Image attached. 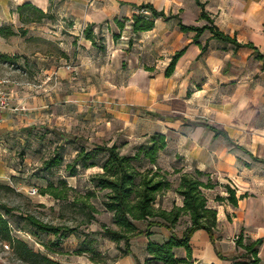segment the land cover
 <instances>
[{
    "label": "crops",
    "instance_id": "obj_1",
    "mask_svg": "<svg viewBox=\"0 0 264 264\" xmlns=\"http://www.w3.org/2000/svg\"><path fill=\"white\" fill-rule=\"evenodd\" d=\"M198 2L0 0V27L11 26L17 33L23 27L25 38L54 42L59 50L56 56L44 52L28 56L32 60L40 56L37 64L45 93L34 96L6 88L13 109L2 114L0 152L1 141L12 130H25L28 138L39 126L70 127L78 124L82 109L91 107L119 121L129 139L161 134L167 143L161 157L166 153L182 168L210 174L219 183L214 190L204 191L208 207L217 211L215 245L207 232H195L191 239L195 264H232L228 259L242 253L234 240L241 233L245 241L263 240L259 257L264 264V0ZM24 4L54 19L22 25L16 10ZM142 4L173 18H158L153 30L138 34L128 26L131 43L126 47L114 39L121 34L115 20H131L142 13L136 9ZM203 12L209 20L202 18ZM180 22L198 28L213 25L248 46L237 48L214 39L208 30L197 36L183 31ZM91 26L103 39L105 51L98 48V40L95 47L84 37ZM5 40L0 37V42ZM180 51L184 53L173 73L166 76L172 57ZM53 74L55 88L45 80ZM209 127L220 134L216 136ZM2 169L0 179H4ZM178 185L179 180L174 188ZM226 185L235 190L238 207L227 201ZM171 193L172 200L167 198ZM217 196L224 201H216ZM183 205V198L173 190L162 195L156 207L169 211ZM155 229L166 228L151 229L141 256L134 253L141 263L150 258L149 240L159 244L167 240L156 241ZM135 257L121 264H137Z\"/></svg>",
    "mask_w": 264,
    "mask_h": 264
},
{
    "label": "rangeland",
    "instance_id": "obj_2",
    "mask_svg": "<svg viewBox=\"0 0 264 264\" xmlns=\"http://www.w3.org/2000/svg\"><path fill=\"white\" fill-rule=\"evenodd\" d=\"M130 25L125 22L124 30L117 34L119 42L126 47L131 39V30L127 28ZM96 40L102 44L101 36H96ZM34 52L56 56L59 50L54 42L28 39L25 35L0 42V53L10 56L15 54L12 57H17L13 65L0 61V79L8 81L6 88L9 91L34 96L45 93L37 64L40 56L34 60L28 57ZM48 85L55 88L56 82L52 80ZM79 118L78 124L70 127L61 125L46 130L39 126L40 129L29 134L28 138L25 130L17 128L6 134L1 141L0 159L3 166L0 169L3 167L5 173L4 179H0V201L13 209V212L10 215L1 212L8 222L12 239H4L0 234V264H121L127 258L135 257L134 253L140 256L143 253L146 236L132 239L133 254L125 256L122 253L124 242H115L103 234L105 227L115 229L113 214L102 205L104 192L94 187L91 178L103 172L102 164L107 160V153L96 152V146L116 144L120 154L133 156L142 145L147 144L149 138L129 139L119 121L113 119V116H104L102 112L94 111L92 107L90 110L82 109ZM2 133L3 129L0 128ZM81 151L93 152L92 156L85 159L87 168L77 166V174L69 176L67 165L73 163ZM57 152H63V164L46 171L44 162ZM163 154L164 157L159 155L157 165L169 173V179L176 185L180 175L174 171L182 169L181 164L172 162L166 153ZM92 163L96 166L91 167ZM142 165L145 168L148 162L144 161ZM61 181L66 182V186ZM50 185L64 192L66 199L57 200L49 193H44L43 190ZM33 189L37 190V194H31ZM169 197L172 200L174 195L171 193ZM91 204L97 212L93 213L95 219L89 222ZM26 216L36 217L55 226H68L74 228L75 232L62 239L39 231L24 219ZM189 224V218L184 217L174 226V231L180 235ZM145 226L146 223L140 224L141 228ZM155 231L157 233L153 238L156 241L161 242L170 236L166 229ZM176 255L185 258L186 252L183 249L177 250Z\"/></svg>",
    "mask_w": 264,
    "mask_h": 264
},
{
    "label": "trees",
    "instance_id": "obj_3",
    "mask_svg": "<svg viewBox=\"0 0 264 264\" xmlns=\"http://www.w3.org/2000/svg\"><path fill=\"white\" fill-rule=\"evenodd\" d=\"M198 2V0H197ZM199 6L204 7L198 2ZM136 9L143 13L149 11L150 16L135 15L131 20L119 21L115 20V24L120 31L125 28V22L131 23L133 33H143L151 31L155 28V20L163 18L170 20L173 17L166 15L164 11H158L151 4H142L136 6ZM19 15V21L22 25H30L39 23L43 20H53L54 17L49 13H44L40 9L31 4L19 6L16 10ZM202 18L209 20L203 12ZM183 31L197 32V36L205 31H210L214 39L221 40L226 43L234 44L237 48L248 46L242 45L222 32L216 27L203 26L201 28L185 26L179 23ZM26 30L21 27L17 33L11 26L0 27V37L8 39L17 35H26ZM84 37L92 42V45L97 47L96 35L93 27H88L84 31ZM114 39H119V35H114ZM131 43V41L129 42ZM98 48L105 51L106 47L100 44ZM184 51L177 52L171 59L166 70V76H171L175 69V65ZM17 57H12L8 54L0 53V61L7 64H12ZM218 136L220 133L213 127H209ZM167 147L166 137L161 134H155L149 137L146 145H142L138 152L133 156H125L120 154L116 144L112 146L98 145L95 151L99 153H107V160L102 164L103 172L92 176L91 181L94 187L99 191L104 192L102 205L107 212L113 214L114 228L105 227L103 234L110 237L115 242H124L125 248L122 253L125 256L132 255L131 240L137 237L146 236L150 238L152 235L151 229L155 226L166 228L171 235L162 244L149 240L147 244V253L150 256L145 263H141L136 257L137 264H193V250L191 239L195 232L203 230L207 232L213 245H215V235L218 227L217 211L208 207V200L204 194L205 190H214L219 186L218 181L213 180L210 174L201 172L197 169H175L174 173L180 175L179 185L175 189L172 181L169 179V173L158 167L157 162L161 152ZM91 153L79 152L73 163L67 165L69 176L77 174V166L87 168L85 159L92 156ZM144 161L148 162V166L143 168ZM64 162L63 152H57L52 157L44 162L46 171L62 165ZM135 163H139L137 166ZM96 164L92 163L91 167ZM63 186L66 182L61 181ZM224 188L227 191V201L234 207H238L239 198L235 190L226 185ZM175 191L183 198V207L174 206L167 211L162 208H157V200L166 192ZM44 193H49L57 200L66 199L64 192L60 191L54 185H50L43 190ZM216 201L222 202L224 199L217 196ZM91 217L89 222H92L95 217L93 213L97 212L94 205L91 204ZM1 212L10 215L13 209L8 208L0 201V234L4 239L10 240V229L8 222L2 217ZM189 218V225L179 235L174 231V226L177 225L183 217ZM24 219L33 227L41 232L53 234L55 236L66 238L75 232L74 228L68 226H55L44 223L33 216H26ZM160 220V221H157ZM141 223H146L144 228L140 227ZM237 249L242 251L238 256L228 259L234 261L232 264H260L259 248L263 244L262 239L255 241H245L243 234L235 240ZM183 249L186 252L185 258H179L176 251Z\"/></svg>",
    "mask_w": 264,
    "mask_h": 264
},
{
    "label": "built area",
    "instance_id": "obj_4",
    "mask_svg": "<svg viewBox=\"0 0 264 264\" xmlns=\"http://www.w3.org/2000/svg\"><path fill=\"white\" fill-rule=\"evenodd\" d=\"M143 13L146 15V16H150V12L149 11H143ZM68 68L69 69H73L74 70V67L72 65H68ZM52 80L56 81V75L53 74V75H50L49 77L46 78V83H49L51 82ZM8 83V81L6 79H0V124H1V121H2V114L4 112H7V111H10L13 109V106H12V96L11 94L7 91L6 89V84ZM31 194L32 195H35L37 194V190L36 189H33L31 191ZM238 237H236L234 240H237ZM9 248V247H7Z\"/></svg>",
    "mask_w": 264,
    "mask_h": 264
}]
</instances>
